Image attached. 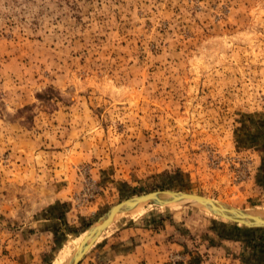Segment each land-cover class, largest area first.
<instances>
[{
    "label": "rangeland",
    "instance_id": "374dc122",
    "mask_svg": "<svg viewBox=\"0 0 264 264\" xmlns=\"http://www.w3.org/2000/svg\"><path fill=\"white\" fill-rule=\"evenodd\" d=\"M161 189L264 211V0H0V264H61ZM124 224L127 264H264L196 204L119 215L79 264Z\"/></svg>",
    "mask_w": 264,
    "mask_h": 264
},
{
    "label": "water",
    "instance_id": "95a60500",
    "mask_svg": "<svg viewBox=\"0 0 264 264\" xmlns=\"http://www.w3.org/2000/svg\"><path fill=\"white\" fill-rule=\"evenodd\" d=\"M173 203L196 204L226 220L250 227H264V211H251L201 193L161 189L132 195L114 204L94 223L91 224L89 227L90 232L95 228L94 224L101 221L103 218L102 223L99 226L101 235L119 215L129 212L133 207L139 206L141 204H155L164 206L171 205ZM109 222L111 223L109 224ZM97 240V238L93 239L92 243L90 244L93 245ZM87 246L88 245H86L84 241L81 243V247L73 255V261L71 264H79L84 255L92 247L91 246L87 249Z\"/></svg>",
    "mask_w": 264,
    "mask_h": 264
},
{
    "label": "crops",
    "instance_id": "0c3cea01",
    "mask_svg": "<svg viewBox=\"0 0 264 264\" xmlns=\"http://www.w3.org/2000/svg\"><path fill=\"white\" fill-rule=\"evenodd\" d=\"M145 228H142L138 225H122L121 227L117 226L115 228V230L113 229V231L109 232V234H107L106 236L103 237V241L100 242V244H98V247H106L109 244V237L110 235L112 236V238L115 237V239H117L119 243L117 246V249L115 250V254L114 252H110L109 255H107V250H104V253H99L96 249L94 252V260L95 261H101L102 260V256L105 254V259H103L102 262H104V264H127V262L130 261V258L137 256V251H141L142 250V242L137 243L135 245V249L133 250V247H131L130 249H128V244L130 242H132V240H136L138 238V233H143V230ZM115 231V232H114ZM120 241H123L122 243H120ZM133 250V251H132Z\"/></svg>",
    "mask_w": 264,
    "mask_h": 264
},
{
    "label": "trees",
    "instance_id": "16d2710c",
    "mask_svg": "<svg viewBox=\"0 0 264 264\" xmlns=\"http://www.w3.org/2000/svg\"><path fill=\"white\" fill-rule=\"evenodd\" d=\"M230 223L234 231L228 233L227 237L244 239V242L252 248V253L258 250L264 251V227H250L233 221H230ZM246 232L252 234L246 235Z\"/></svg>",
    "mask_w": 264,
    "mask_h": 264
},
{
    "label": "bare ground",
    "instance_id": "6f19581e",
    "mask_svg": "<svg viewBox=\"0 0 264 264\" xmlns=\"http://www.w3.org/2000/svg\"><path fill=\"white\" fill-rule=\"evenodd\" d=\"M177 204H179V203H173V204H171V205H177ZM147 204H141V205H139V206H136V207H133L129 212H131V211H134V210H136V209H138V208H140V207H142V206H146ZM208 212H210L209 210H207ZM128 213V212H127ZM127 213H125V214H127ZM211 213V212H210ZM103 219V218H102ZM102 219H101V221H99V222H97L96 224H94L95 226V228L90 232V228L87 230V232L84 234V236H83V238L76 244V247H75V252H74V254L77 252V250L81 247V243L84 241L85 242V244L86 245H88L87 246V249L88 248H90L91 246H92V244H90V243H92V241H93V239H95V238H99V236H100V229H99V226L101 225V223H102ZM112 222V221H111ZM111 222H109V224L111 223ZM72 252V253H73ZM73 254V255H74ZM73 255L71 256V257H69L66 261H64L63 263H61V264H71L72 263V261H73ZM68 261H70V262H68ZM68 262V263H67Z\"/></svg>",
    "mask_w": 264,
    "mask_h": 264
}]
</instances>
